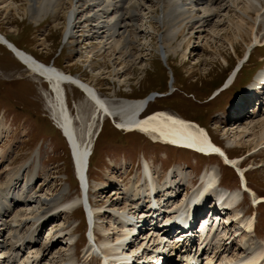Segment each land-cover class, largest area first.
<instances>
[{"label":"rangeland","instance_id":"1","mask_svg":"<svg viewBox=\"0 0 264 264\" xmlns=\"http://www.w3.org/2000/svg\"><path fill=\"white\" fill-rule=\"evenodd\" d=\"M68 1L64 0L65 3ZM133 1L128 5L129 7L127 5L124 7L123 12L129 11L127 14L137 16L125 22L126 32L122 34L123 36H119V33H115L116 36L107 33L108 37L104 35L99 40L96 35L92 36L96 25L100 30L99 27H104L106 24L104 22L108 21L106 17L100 19L101 14L96 13L99 8L94 5V0L80 1V10L83 11L82 21L84 22V17L89 18V16L91 20L87 25L83 22L78 25L72 34V41L66 42L63 36V27L68 21L66 20L68 5L61 9L56 18L49 16L35 23L30 17L23 15V10H20L21 6L27 9L26 0L0 2V33L40 61L48 65L53 64L68 74L80 75L84 81L95 85L100 94L107 99L136 100L155 95L148 110L150 114L158 110H167L205 126L215 141L231 151L234 149L233 157H242L238 159V164L243 161V170L248 174L251 188L260 197H264V138L260 127H254L259 121H264V106L261 107V103H258L259 105L249 108L246 118L243 117L238 120L239 122H229L232 115L236 116V113H232L231 107L234 103L236 107L237 102L239 105L245 104L243 92L264 69V38L262 37L264 8L257 21L250 22L245 12L247 0H221V2H211L209 5L207 3L197 5L195 7L197 16H200V19L205 17L204 22L187 24L177 40L170 42L171 40L168 39L167 42L171 47L176 49L181 42L182 46L177 54H170L168 64L165 66L158 54L159 38L160 35L165 36L168 33L173 21L162 25L158 17L163 11L170 9L168 0ZM135 3H138V6ZM255 3L257 2H254L256 6ZM6 6L10 7L8 12ZM211 12H216L217 15L211 16ZM130 15L128 16L132 18ZM254 24V32L261 27V32L258 34L262 37L261 42L246 47L237 36L238 27L243 28L241 30L244 32ZM56 25H59L58 29L54 28ZM202 25L205 27H201ZM126 36L129 38L127 50L121 49L120 52L115 47L116 50L109 48L110 42L125 44ZM233 38L240 43L238 59L228 41ZM99 41H103L106 45L103 50L99 49L97 44ZM249 48L252 53L251 58L249 61L242 59L244 66L237 75L235 83L224 90L225 87L227 88V85L224 87V83L230 72L238 65L239 58L246 55ZM80 51L84 54L81 55ZM219 52L229 58V63L223 61ZM81 60L84 62L81 63ZM90 64L92 66H89ZM113 69L117 71V76L111 74ZM233 79L234 75L229 82ZM67 91L75 126L79 127L78 136L83 140L88 133L87 124L92 123V121L88 122L92 107L80 90L67 86ZM51 94L49 84L35 76L8 49L0 45V187H3L9 178H16L19 170L29 163V168L24 171L23 178H20L17 184L19 189H25L29 178L36 173L34 188L30 189L34 195L52 198L65 190L62 196L65 200H69L79 196V188L69 145L50 110L48 99H51ZM240 114L241 110L237 116ZM96 122L90 134L96 149L89 170L92 188L89 199L96 201L99 206L103 204L100 203L103 195L98 194L97 189L111 186L112 188L108 189L111 193H106L107 197L118 199L117 197L125 196L119 193L127 192L136 176L142 178L141 168L144 159L152 164L160 182L164 181L167 173L172 169L179 168L185 172L189 180L182 181L181 185L184 187L180 188L179 193L182 199L190 194L201 172L212 167H215L218 176L220 174L222 176V188H230L234 191L240 188V179L236 171L224 166L216 156H202L180 148L154 143L143 135L118 130L109 118L105 119L103 131L100 130L96 136L102 120ZM178 178L180 180V177ZM125 188L126 191H123ZM116 193L118 194L115 195ZM240 203L236 211L235 209L227 211L229 221H232L231 218L237 211L248 214L232 224L229 240L222 242L220 238H215L212 243L214 249L209 246L206 250L209 253L204 256L205 262L209 258H213L214 264L240 259L249 252L264 247V204L260 203L256 206L257 203H253L247 193L242 194ZM119 205H122V202L118 207ZM21 207L17 212L23 211L24 216L28 211H24L23 206ZM76 209L74 214L63 212L58 215L51 226L49 224L42 230L39 248L52 244V241L55 243L52 252H47L43 264H48L50 260L58 257L60 260H56L57 264H68L67 261L61 260H64V257L65 260L74 258L73 264H104L98 257L90 261L83 258L84 249L88 245L87 224L81 205ZM248 216L257 217L254 231H245L241 226ZM113 223L114 219L109 218L108 215L98 225L111 228ZM62 228H64L63 235L67 234L64 240L58 238ZM236 231H240V237ZM5 235L7 240L10 232ZM70 236L73 239L72 243L67 240ZM100 239L102 240L103 237L101 236Z\"/></svg>","mask_w":264,"mask_h":264},{"label":"bare ground","instance_id":"2","mask_svg":"<svg viewBox=\"0 0 264 264\" xmlns=\"http://www.w3.org/2000/svg\"><path fill=\"white\" fill-rule=\"evenodd\" d=\"M7 1L8 0H0V2ZM80 1L81 0H69L68 3H65L64 0H26L27 9L25 10V8L21 6L20 10H23V15L30 17L32 21L38 23L43 20V18H48L49 16L56 18V15L61 12V9L68 5V12L66 14V20L68 21L63 27L64 40L68 42L72 41L74 30L83 22V17L81 18L83 11L80 10ZM132 1L133 0H94V5L96 8H99L96 13L101 14L99 15V17H101L100 19H105L106 17L108 21L106 20V22H104L106 23L104 27H99L100 30H98V25H96V29L93 31L94 35L92 36L96 35L98 40L102 39V36L107 33H112L113 35L119 33V36H123L122 34L126 32L125 22L127 23L130 19H134L135 16H137L135 14H133V16L130 15V13L127 14L129 11L127 13L123 12L124 7L130 5ZM218 1L221 2V0H168L170 9L166 12L163 11L162 15L158 17V21L162 25L166 22L173 21V23L170 24L169 31H167L168 33L165 36L160 35L159 38L158 54L166 65L168 64L170 54H177L178 49L182 46L181 42L175 49L168 43V39L171 40L170 42L177 40V37L183 32L187 24H194L196 21H199V24L204 22L203 19L205 17L200 19V16H197V9H195L197 5L206 3L209 5L211 2L215 3ZM254 2H257L255 3L256 6ZM132 3H134V1ZM13 5H15V3ZM135 5L138 6V3H135ZM263 8L264 0H247L245 12L249 16L250 22L257 21V17L262 13L261 11ZM9 9L10 7L8 6L6 8L7 12ZM98 14H96L97 17ZM128 15L132 16V18ZM214 15H217L216 12H211V16ZM84 18L83 23L87 25V22L91 20V16H89V18ZM201 27H205V25ZM54 28L58 29L59 25H56ZM241 29L238 27L237 36L246 44V47L254 43L257 45L261 42L260 38H264V34H262V37L258 35L259 32H261V27L254 32L255 24L251 26L248 31L243 32ZM128 39V36L124 38L125 42H123L125 44H122V42H110L109 48L112 49L115 47L120 52L121 49L127 50L129 45ZM228 41L238 59L240 43L236 41L235 38ZM97 44L100 50H103L106 46L103 41H99ZM0 45L8 49L15 58L35 76L49 84L52 93L51 99H48L50 110L58 127L64 132L70 142L79 175L83 173L88 163L89 165L91 164L95 154L96 147L94 149V139H92L90 134L97 123L96 121L98 120L100 122V120H102L96 132L97 136L98 132L104 129L105 119L109 118L118 130L126 131V133L143 135L154 143L176 147L186 151L192 150L194 153L198 152L204 154V156H214L217 152L223 154V156L227 155V157L232 158V161L224 158V162L239 169L238 172L243 180V185L247 184V187H249V189H246L249 190L251 201L257 204L264 202V197H260L254 189L251 188L248 174L243 170V161L240 165L238 164V159L242 157H233L232 152L234 149L231 151L215 141L208 128L200 123L185 119L183 116L167 110H158L150 114L148 110L151 102L154 100V98L149 100L150 96L136 100L107 99L100 94L95 85L84 81L80 75L68 74L60 68L55 67L53 64L48 65L40 61L35 56L27 53V51L21 50L18 45L1 33ZM250 51L249 48L246 55L239 58L237 69L241 67L249 54L251 58L252 53ZM79 53H81V55L84 54L83 51ZM222 58L223 61L229 63V58L227 59L224 56H222ZM243 58L245 59L242 60ZM82 62L84 61L81 60V63ZM89 66H92V64ZM112 72L111 74L117 76V71H115V69H113ZM233 75L235 77V74ZM233 75L231 78H233ZM231 78L228 80L227 86L230 84L229 81ZM67 86H72L80 90L86 96L88 103L92 107V112L90 114L91 118L88 121H92V123L87 124L88 133L83 140H80V136H78L79 132H77V128L79 127L76 128L75 126V118L73 117L68 103ZM251 90L252 89L247 88L246 91L243 92V99L247 103L244 105L241 115L237 116V113H239L241 109L239 102H237L238 104L236 107L234 106L232 109L234 113H236V116L232 115V117L229 118V122H239L238 120H241L243 117L246 118L249 114L248 110L250 107H253V105L259 101H264V92L259 96ZM78 121L80 122L79 119ZM254 127H260L262 138H264V121H259ZM209 137L213 142H216L218 147L222 150L213 147ZM218 158L220 162H223L219 156ZM29 165V163H26L22 167L23 169L19 170L16 178H9L4 186L0 187V264H43V260L47 257V252H52L51 249L55 246V243L52 241V244H46L44 248L43 246L39 248L42 230L49 224L51 226L56 221L57 216L63 212L66 214H74L77 210L76 208L82 202L80 197L65 200L62 196L65 190L52 198H46V196L43 197L38 194L34 195V192L32 193L31 191L33 190L32 188H34L33 185L37 178L36 173L32 174L29 178L25 184V189H19L20 187L17 185L19 179L23 178L22 174L29 168ZM141 174L142 178L140 179L136 176L127 192L119 193L125 194L123 197H117L118 199L107 197L106 193H108V189L112 187L106 186L100 187V189L96 191L98 194L104 196H102L103 199L100 200V203H103L102 205L99 206L96 201H91L89 199L90 204L93 206V208L89 209L91 221H93V223L91 224L90 241L84 249L83 258L86 260L90 261L98 257L103 260L104 264H161L162 260L171 258L170 256L179 251V257L182 260L181 264L200 263L204 260L203 257L208 255L209 251H206L208 247L210 246L214 249L212 243L215 238H220L222 242L229 240V230L232 224L235 221L241 220L242 217L248 214L247 212L243 214L237 211L231 218L232 221H229V212L227 211L230 209H235L236 211L240 207L242 192L221 188L219 184L222 183V176L221 174L218 176L215 167L209 168V170L205 169L201 172L198 182L191 188L190 194H187L184 199L179 195L180 188L184 187L181 185L183 183L182 181L189 179L181 169H172L167 173L164 181L160 182L159 176L153 169L152 164L147 161V159H144ZM87 177L90 181L89 171ZM178 177H180V180ZM102 186L105 185L102 184ZM30 189L32 190L30 191ZM123 191H126V188ZM117 194L118 193L115 195ZM29 195L32 197L38 196L31 198ZM60 195L62 197H59ZM120 201L122 205L118 207V204L121 203ZM210 201L214 202L211 204ZM21 206H23L24 211H28L24 216L22 215L24 214L23 211H20V213L17 212L18 209L21 210ZM135 211H141L143 215L139 217ZM108 215L109 218L111 217L114 219L113 225L111 228L100 227L98 223ZM196 217V221L200 224L199 226L201 229H199L198 232H193L191 228L196 224ZM222 219L223 221L220 223ZM143 221L145 222V228L142 227V229H138V226ZM256 222L257 217L248 216V218L241 223V226H243L245 231H254L253 229H255ZM146 225L149 226V229ZM175 225H177L179 235H177V238H170V234L172 233L170 230ZM8 231L10 235L6 240L5 234ZM63 231L64 228L59 231L58 238L64 240L67 234L64 236ZM239 232L236 231V233ZM238 235L240 237L241 234L239 233ZM101 236L103 237L102 240L100 239ZM196 236L198 237V243L195 239ZM67 240H70L69 243H72V236ZM96 240L99 241L98 244H96ZM219 248V251H221V247ZM71 255H73V253H71ZM58 259L60 260L59 257L57 259H52L50 262L48 261V264H57L56 260ZM61 260L67 261L68 264L74 263V258L72 259V257L66 260L64 257V260ZM134 260L136 263H134ZM205 263L214 264L213 258H209ZM220 264H264V247L249 252L248 255L240 259L226 260L222 261Z\"/></svg>","mask_w":264,"mask_h":264},{"label":"water","instance_id":"3","mask_svg":"<svg viewBox=\"0 0 264 264\" xmlns=\"http://www.w3.org/2000/svg\"><path fill=\"white\" fill-rule=\"evenodd\" d=\"M164 64H165V63H164ZM165 66H167V65L165 64ZM152 98H153V96H150V97H149V100H151Z\"/></svg>","mask_w":264,"mask_h":264},{"label":"trees","instance_id":"4","mask_svg":"<svg viewBox=\"0 0 264 264\" xmlns=\"http://www.w3.org/2000/svg\"><path fill=\"white\" fill-rule=\"evenodd\" d=\"M20 48V47H19ZM187 119V118H186ZM190 120V119H189Z\"/></svg>","mask_w":264,"mask_h":264}]
</instances>
